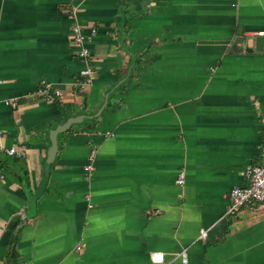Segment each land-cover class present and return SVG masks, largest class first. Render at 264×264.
Returning a JSON list of instances; mask_svg holds the SVG:
<instances>
[{"label": "crops", "instance_id": "obj_1", "mask_svg": "<svg viewBox=\"0 0 264 264\" xmlns=\"http://www.w3.org/2000/svg\"><path fill=\"white\" fill-rule=\"evenodd\" d=\"M0 128V264H264V0H0Z\"/></svg>", "mask_w": 264, "mask_h": 264}, {"label": "built area", "instance_id": "obj_2", "mask_svg": "<svg viewBox=\"0 0 264 264\" xmlns=\"http://www.w3.org/2000/svg\"><path fill=\"white\" fill-rule=\"evenodd\" d=\"M91 33H95V29L91 28ZM71 35L73 45L75 47V54L83 59L88 60L90 58V50L85 46L84 42L87 38L83 32L82 26L78 23H74L71 26ZM83 76L82 85L89 83L92 80L93 71L91 67L86 66L80 71ZM38 93L45 99L55 100L62 95L61 91L57 88H52L51 84L46 80L40 82L38 88ZM2 129L0 128V135L2 134ZM8 155H16L19 157L26 156V147L21 146L16 148L15 146L9 147L6 150ZM264 151V145H263ZM94 149L91 150L88 163L84 165V170L90 172L92 169L91 160L94 156ZM245 175L247 178V185L245 186H235L232 187L226 197L228 199V204L226 208V213H235L241 206L246 203H260L264 205V164H249L245 167ZM183 182V175L180 174L178 183ZM206 230L201 229L200 237H205ZM183 264L187 263V254L183 250L182 253ZM150 260L153 263H161L163 261V253L160 251H155L150 253Z\"/></svg>", "mask_w": 264, "mask_h": 264}, {"label": "water", "instance_id": "obj_3", "mask_svg": "<svg viewBox=\"0 0 264 264\" xmlns=\"http://www.w3.org/2000/svg\"><path fill=\"white\" fill-rule=\"evenodd\" d=\"M73 121H76V120L75 119H72V121L68 120L64 124H62L60 126H57L55 128V130H53L51 132V143H52V145H51V147L49 149L50 150L49 151L50 154L56 151V147H57V145H56V135H57V133L64 131L66 128H68L70 126V123L73 122Z\"/></svg>", "mask_w": 264, "mask_h": 264}]
</instances>
